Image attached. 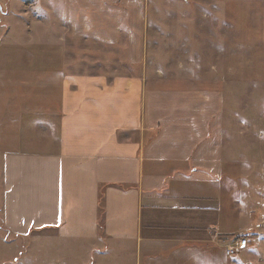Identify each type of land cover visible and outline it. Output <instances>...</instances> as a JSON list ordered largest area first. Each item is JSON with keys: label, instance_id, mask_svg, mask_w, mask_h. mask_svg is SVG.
I'll return each mask as SVG.
<instances>
[{"label": "crops", "instance_id": "crops-1", "mask_svg": "<svg viewBox=\"0 0 264 264\" xmlns=\"http://www.w3.org/2000/svg\"><path fill=\"white\" fill-rule=\"evenodd\" d=\"M37 1L17 17L46 52L0 56V264L25 235L32 263L56 241L84 264H264V181L171 46L193 21L159 44L150 0Z\"/></svg>", "mask_w": 264, "mask_h": 264}, {"label": "rangeland", "instance_id": "rangeland-1", "mask_svg": "<svg viewBox=\"0 0 264 264\" xmlns=\"http://www.w3.org/2000/svg\"><path fill=\"white\" fill-rule=\"evenodd\" d=\"M150 1L148 19L153 23L151 42L160 44L174 30L179 35V28L172 30L170 27L173 22L191 20L196 25V28L187 27L181 31L189 34V39L192 33H197V45H182L175 41L171 46L176 51L184 45L185 49L190 46L196 49L197 59L182 60L181 66L182 62L186 68L193 64V73L196 68L200 87H215L222 92L223 131L230 137L231 150L238 159L242 156L241 160H245L243 164L253 170L249 169L251 177L248 180L264 181V0ZM37 2L0 0V56L46 52V44L33 43L30 28L23 27L20 23L22 20L17 17L21 6L45 4ZM4 10L8 12L3 13ZM30 15L26 11V21H29ZM34 15L38 16L39 11ZM162 21H165L164 25ZM7 63L16 64V61ZM2 239L0 237V245ZM18 244L21 245L19 252L22 256L19 260H22V264L85 263L83 256L79 259L77 253L70 250L66 251L70 259H65L63 246L56 241L46 246L49 250L42 254L39 263H32L29 260V235L22 236Z\"/></svg>", "mask_w": 264, "mask_h": 264}, {"label": "built area", "instance_id": "built-area-1", "mask_svg": "<svg viewBox=\"0 0 264 264\" xmlns=\"http://www.w3.org/2000/svg\"><path fill=\"white\" fill-rule=\"evenodd\" d=\"M247 243V238L244 236L236 235L225 245V253L227 255H233L238 250L243 248Z\"/></svg>", "mask_w": 264, "mask_h": 264}, {"label": "trees", "instance_id": "trees-1", "mask_svg": "<svg viewBox=\"0 0 264 264\" xmlns=\"http://www.w3.org/2000/svg\"><path fill=\"white\" fill-rule=\"evenodd\" d=\"M239 236H241V235H239Z\"/></svg>", "mask_w": 264, "mask_h": 264}]
</instances>
